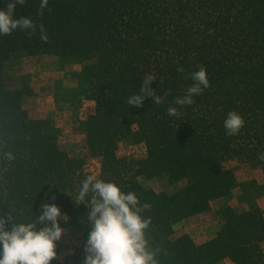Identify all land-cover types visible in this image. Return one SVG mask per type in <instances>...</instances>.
Here are the masks:
<instances>
[{"label": "trees", "instance_id": "1", "mask_svg": "<svg viewBox=\"0 0 264 264\" xmlns=\"http://www.w3.org/2000/svg\"><path fill=\"white\" fill-rule=\"evenodd\" d=\"M8 2L0 0V10ZM39 3L17 5L15 17L42 23L47 43L39 28L32 35L17 30L0 36V153L15 156L8 162L0 155V214L29 223L43 203H55L70 222L83 224L87 240L91 194L77 197L92 175L151 205L141 215L151 218L145 236L153 251L159 249L158 264H264V211L213 210V202L227 199L236 185L233 160L264 169L257 158L264 152V0H49L43 16L37 15ZM40 54L90 61L81 96L92 107L81 123L88 155L99 163L96 174L87 171L86 156L69 152L50 119L31 112L35 91L15 65ZM199 66L210 87L192 105H175ZM146 74L157 76L149 85L157 95L169 94L160 105L148 97L143 107H131L126 100L139 94ZM170 106L181 112L178 118L166 114ZM230 111L245 120L234 136L223 126ZM124 144L144 146V154H122ZM154 179L175 189L145 184ZM209 213L218 227L208 239L177 228ZM84 245L72 260H62L57 242L51 264H83Z\"/></svg>", "mask_w": 264, "mask_h": 264}, {"label": "clouds", "instance_id": "2", "mask_svg": "<svg viewBox=\"0 0 264 264\" xmlns=\"http://www.w3.org/2000/svg\"><path fill=\"white\" fill-rule=\"evenodd\" d=\"M26 3L27 0H9L6 7L0 10V36H9L17 30L32 35L39 28L40 39L47 43L49 38L42 23L38 25L30 17H15L17 5ZM48 5L49 0H40L37 15L43 16ZM177 71L183 72L184 69L181 66ZM156 78L154 74L144 75L139 94L128 97L126 103L140 108L148 97L154 99L155 105L164 103L169 93L159 96L149 87ZM190 79L193 83L182 97L175 98V105H192L193 97L210 87L207 70L203 66L192 72ZM166 114L178 118L181 112L170 106ZM223 126L226 135L234 136L245 126V120L236 111H230ZM0 155L4 161L15 160L10 151ZM257 158L264 161V152ZM89 195L90 207L86 218L91 230L84 245L83 264H158L156 251L159 249L153 251L145 236L151 218L145 219L141 215L151 205H141L134 192L125 193L116 183L92 175L82 181L77 199L84 201ZM38 213L36 221L29 223H16L11 215L5 217L0 214V264H51L58 258L57 242L64 234L60 219L67 223L70 217L62 215L61 208L55 203H43ZM8 224L10 229L6 228Z\"/></svg>", "mask_w": 264, "mask_h": 264}, {"label": "rangeland", "instance_id": "3", "mask_svg": "<svg viewBox=\"0 0 264 264\" xmlns=\"http://www.w3.org/2000/svg\"><path fill=\"white\" fill-rule=\"evenodd\" d=\"M89 60L77 61L63 59L56 55L40 54L25 56L16 63L17 74L26 84L34 89L29 98L32 114L52 121L54 130L72 155L87 157V171L96 174L99 170L98 160L91 158L85 145L82 120L91 109L89 102L82 101V93L87 87L83 67ZM120 153L141 156L144 146L123 145ZM236 174V185L227 199L213 202V210L225 205H232L237 210L260 207L264 211V169L254 161L235 159L231 162ZM148 187L157 190L173 191L174 185L164 179L145 181ZM61 227L64 234L60 241V259L72 260L78 248L86 242V228L80 222L65 223ZM218 227V220L213 213L194 217L178 225L180 232H191L198 241L208 239ZM221 264H230L224 261Z\"/></svg>", "mask_w": 264, "mask_h": 264}]
</instances>
